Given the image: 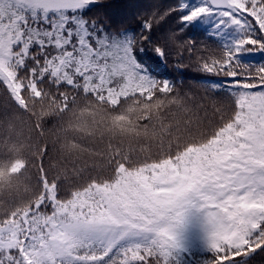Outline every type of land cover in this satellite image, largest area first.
Listing matches in <instances>:
<instances>
[{
	"label": "snow or ice",
	"instance_id": "obj_1",
	"mask_svg": "<svg viewBox=\"0 0 264 264\" xmlns=\"http://www.w3.org/2000/svg\"><path fill=\"white\" fill-rule=\"evenodd\" d=\"M113 7L0 0V264H264V0Z\"/></svg>",
	"mask_w": 264,
	"mask_h": 264
},
{
	"label": "trees",
	"instance_id": "obj_2",
	"mask_svg": "<svg viewBox=\"0 0 264 264\" xmlns=\"http://www.w3.org/2000/svg\"><path fill=\"white\" fill-rule=\"evenodd\" d=\"M110 3L114 5L112 9H109V14L111 19L109 23H115L122 27H135V22L132 20V16L140 11L134 7L135 5H145L150 2V0H109ZM163 67L159 68L158 71H169ZM186 76L176 74V79L182 80L183 87H186L188 84L193 83L192 77L197 75L192 69H185Z\"/></svg>",
	"mask_w": 264,
	"mask_h": 264
}]
</instances>
